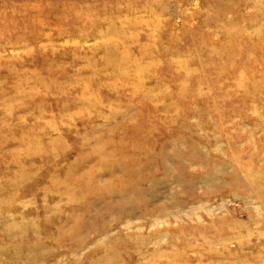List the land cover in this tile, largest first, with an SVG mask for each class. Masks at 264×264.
<instances>
[{"label": "rangeland", "instance_id": "1", "mask_svg": "<svg viewBox=\"0 0 264 264\" xmlns=\"http://www.w3.org/2000/svg\"><path fill=\"white\" fill-rule=\"evenodd\" d=\"M0 264H264V0H0Z\"/></svg>", "mask_w": 264, "mask_h": 264}]
</instances>
